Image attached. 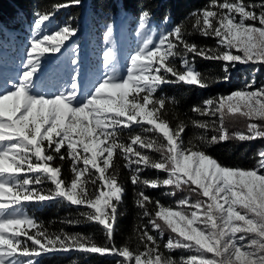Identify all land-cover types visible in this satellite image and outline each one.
Returning <instances> with one entry per match:
<instances>
[{
	"label": "snow or ice",
	"instance_id": "snow-or-ice-1",
	"mask_svg": "<svg viewBox=\"0 0 264 264\" xmlns=\"http://www.w3.org/2000/svg\"><path fill=\"white\" fill-rule=\"evenodd\" d=\"M80 2L34 13L23 71L0 94V264H38L42 254L69 251L113 256L116 264H264V146L249 168L224 165L206 151L231 140H264V87L253 82L207 98L191 107L206 119L178 120L175 126L167 119L175 97L162 94L165 85L207 89L226 82L237 64L264 65V0H209L186 17L191 30L176 24L156 39L152 14L142 10L140 43L123 72L110 46L103 76L84 82L76 71L64 90L57 85L42 95L34 90L37 70L56 77L59 67L43 68L41 57L60 53L78 31L64 24L42 34L46 22ZM194 34L215 43L192 42ZM104 38L113 44L111 23ZM197 58L220 62L222 76L199 71ZM240 122L246 130L230 132L229 125ZM189 127L193 136L185 142ZM121 159L141 221L134 229L135 249L115 245L125 194ZM66 161L69 180L63 178ZM153 170L154 178L146 174ZM148 189L162 190L172 203L148 195ZM58 200L81 206L80 219L65 223L102 226L107 243L98 245L78 232H49L24 213L26 202ZM176 251L186 254L176 257Z\"/></svg>",
	"mask_w": 264,
	"mask_h": 264
},
{
	"label": "trees",
	"instance_id": "trees-1",
	"mask_svg": "<svg viewBox=\"0 0 264 264\" xmlns=\"http://www.w3.org/2000/svg\"><path fill=\"white\" fill-rule=\"evenodd\" d=\"M68 0H0V38L7 39L9 31L23 29L34 18L37 11L51 10V6L56 3H66ZM209 3V0H81L79 5H70L61 9L54 19L80 18L91 20L94 25L107 24L113 16L124 15L132 20L138 19L142 10H150L152 14L151 22L164 23V18L168 17V27L183 23L191 30L192 21L186 19L191 11L200 9ZM192 42L200 45H214V40L206 39L199 35H192L188 38ZM196 68L209 76H222V65L220 62L207 61L197 58ZM255 71V72H254ZM253 78L255 86L264 85V67L257 65L252 68L236 67L231 70L230 78L226 82L214 84L207 89H200L193 86L165 85L164 95L175 97L176 104L169 106L167 119L173 126L178 120L189 121L190 118L206 119L196 117L191 111L193 105L201 104L203 100L211 97L227 95L232 91L241 89L249 80ZM230 132L244 131V122L230 124ZM211 135V133H209ZM193 136V129L189 127L184 134L187 142ZM264 146V140L257 139L253 142H240L231 140L212 145L206 148L211 156L215 157L222 164L230 167L249 168L254 164V154L257 149ZM57 164L61 162L56 161ZM122 159L120 164L119 181L125 187V194L122 203L119 205L117 222L115 225V245L123 246L127 243L135 249L137 241L134 229L141 223L138 217V208L134 203V186L131 184L130 172L124 168ZM70 162L63 163V178L69 180ZM148 176L155 177V172L149 171ZM162 190L148 189L147 194L158 198L162 203H172V200L161 195ZM81 206H69L67 202L57 201L43 204L40 207H32L29 214L34 217L38 224L43 225L49 232L56 233L61 230L68 233H82L91 236L98 245L107 243L102 226L95 223L67 224L66 220L80 219L79 210ZM167 237H165L166 239ZM180 251L173 253L179 257ZM116 257L101 254H85L78 251L51 252L39 257L38 264H116Z\"/></svg>",
	"mask_w": 264,
	"mask_h": 264
},
{
	"label": "rangeland",
	"instance_id": "rangeland-1",
	"mask_svg": "<svg viewBox=\"0 0 264 264\" xmlns=\"http://www.w3.org/2000/svg\"><path fill=\"white\" fill-rule=\"evenodd\" d=\"M34 20L35 16L23 29L9 31L7 39L0 38V94L10 90L12 85L19 80L20 73L23 71V64L27 59L26 54L30 47V42L33 39ZM110 23L113 25L112 45L106 42L104 38L107 26ZM64 24L78 29L76 35L65 42V46L60 53H45L40 60L43 68L58 66V76L53 77L50 72L41 75L38 69L37 76H39V79H37V76L33 77L37 84L34 90L45 96L55 92L57 85L60 86L61 91L64 90V85L70 80L71 76L76 75V71L80 73L78 79L84 82L103 76L105 70L104 53L110 46L114 47L118 66L123 72L128 63V57L134 53L140 43V37L137 35L139 31L138 19L132 20L130 17L120 14L113 16L107 24L100 26L94 25L87 18H80L76 21H73V19L55 20L52 18L51 22H46V27L42 34L54 32ZM150 27L155 31L154 39L158 38L161 30L171 28L165 23L157 24L154 22H151ZM73 60L77 61L75 65L72 64ZM257 65L260 64H237L236 67L252 68ZM262 66L264 67V65ZM253 82L254 80L251 78L249 83ZM254 87L259 88L264 87V85L255 86L254 83ZM245 130L246 124L244 123ZM42 205L35 202H26L24 213L30 216L29 209ZM32 231H35V229Z\"/></svg>",
	"mask_w": 264,
	"mask_h": 264
}]
</instances>
